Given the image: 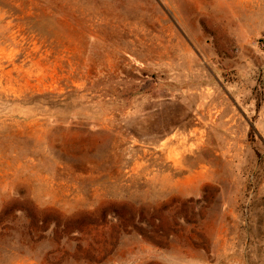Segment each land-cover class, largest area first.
I'll use <instances>...</instances> for the list:
<instances>
[{"label":"rangeland","instance_id":"374dc122","mask_svg":"<svg viewBox=\"0 0 264 264\" xmlns=\"http://www.w3.org/2000/svg\"><path fill=\"white\" fill-rule=\"evenodd\" d=\"M0 264H264V0H0Z\"/></svg>","mask_w":264,"mask_h":264}]
</instances>
